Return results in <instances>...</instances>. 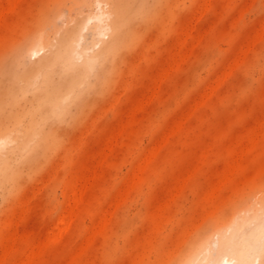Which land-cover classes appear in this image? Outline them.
<instances>
[{
	"label": "rangeland",
	"instance_id": "374dc122",
	"mask_svg": "<svg viewBox=\"0 0 264 264\" xmlns=\"http://www.w3.org/2000/svg\"><path fill=\"white\" fill-rule=\"evenodd\" d=\"M11 1L0 0V92L4 67L22 74L73 28L92 50L95 27L111 21L95 19L110 8L97 0ZM144 8L118 68L104 85L90 79L80 105L48 127L52 141L27 152L14 133L0 150V264H176L264 197V0H144ZM36 33L46 47L18 64Z\"/></svg>",
	"mask_w": 264,
	"mask_h": 264
},
{
	"label": "bare ground",
	"instance_id": "6f19581e",
	"mask_svg": "<svg viewBox=\"0 0 264 264\" xmlns=\"http://www.w3.org/2000/svg\"><path fill=\"white\" fill-rule=\"evenodd\" d=\"M14 1L15 0L11 1L10 3L14 5L19 0L17 2ZM97 1L101 2V4L105 3L109 5L110 8L100 15L95 16V19L97 18L102 21V19L106 18L111 21L107 25V29H105L106 25H104L105 28H102L103 30L95 27L92 34L96 37V40L98 39V41L94 43V47L92 50L86 46L84 47V36L81 35L80 28H73L66 31V33L63 34L61 38L57 39L54 45L51 43L50 46L53 47V50L51 51L50 55L44 53V55L47 56L40 57L36 63L30 65L29 67H26L22 74L9 72L5 70V67L3 68L2 74L6 75L8 88L5 91L0 92V150L3 146H6L8 142H12L10 140L14 133V139L15 141H17V148H19V150H24L27 152H31L34 145L37 143V141L39 142V140L52 141V139L49 138L51 137V133L49 131L50 128L48 127L52 126L56 122L62 121L65 117H67L70 114V109L73 105H80L85 91H92L90 79L92 77L103 79L101 83L104 85L109 81L110 75L115 70V68H118L117 64H114L113 60H115L116 57L119 56L122 49L127 45L126 37L130 33L129 26L131 21L144 13V0ZM84 2H77V8L79 10H81ZM11 4L8 10L13 9V7H11ZM4 7H6V5ZM2 13L0 17L2 15L4 16V12ZM63 17V14H57L52 21V25L56 32H59L60 30L57 27L56 22ZM76 19L77 16L75 20ZM81 23L83 27L86 28L83 21H79V23L77 24L81 26ZM74 24L76 23L73 22V25ZM106 32L109 34V39L105 41L101 38V35L105 34ZM107 33L105 35H108ZM42 34H34L29 39L28 43L20 48L16 58L18 64L22 65V61L28 56L33 58L34 56L37 57L39 53L46 47V42L44 41V37H42ZM235 64L237 67V62L234 63V65ZM113 65L115 67H113ZM234 65L232 67H234ZM231 69L230 71H232ZM166 75H169V73ZM160 76L161 74L159 75V77ZM218 82L216 80V84ZM217 85L219 86V84ZM212 86L210 87L211 89H213ZM211 94L212 93H210V95ZM24 101H26L29 106L27 104L24 105ZM142 104L140 107H142ZM17 107H22L21 115L18 118H12L9 112ZM135 119L136 118H134V120ZM32 141L34 143L32 145H29ZM159 143L161 144L166 142L162 141L158 142V144ZM109 147L112 148V145ZM241 156L243 155H240V157ZM145 161V164L149 163V161L148 163L147 160ZM142 168L143 167H141L140 169L142 170ZM92 174L94 176V173ZM220 186L222 187V183ZM72 213L74 215V212ZM68 214L70 213L68 212ZM233 214L234 215L226 219L224 223L221 222L216 224L215 229L212 232H207V234L199 238V242L196 243L197 245L186 255H184V257H182L176 264H264V197L256 198L255 200H253L250 206L243 209L240 213ZM67 219H69V216H65V218H63V221L59 219L61 222H63V225L60 222L61 227H63L64 224L65 227L66 224L70 225V221H68ZM104 219L105 218H103L102 220L104 221ZM67 221L68 223H64ZM60 226L56 229H60L59 233H61L62 235L64 227L62 229L60 228ZM55 230L51 231L54 235L48 237L55 238L56 233L58 234V232H56ZM54 231L55 233H53ZM189 235L190 233L188 234V236ZM188 236L184 238H188ZM47 238L46 240L49 239ZM184 238L182 240H184L185 242ZM42 244L46 243L43 242ZM37 249L38 251L40 250L39 248ZM38 251L36 250V252H31L32 257H35V253H37ZM31 253H29V256L31 255ZM32 257L30 256V258ZM22 262L23 264H25L23 259Z\"/></svg>",
	"mask_w": 264,
	"mask_h": 264
}]
</instances>
